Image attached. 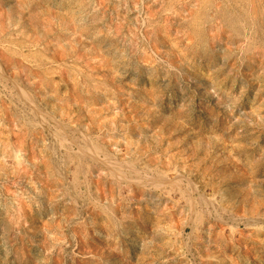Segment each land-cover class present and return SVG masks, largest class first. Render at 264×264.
Here are the masks:
<instances>
[{
  "label": "rangeland",
  "instance_id": "rangeland-1",
  "mask_svg": "<svg viewBox=\"0 0 264 264\" xmlns=\"http://www.w3.org/2000/svg\"><path fill=\"white\" fill-rule=\"evenodd\" d=\"M0 264H264V0H0Z\"/></svg>",
  "mask_w": 264,
  "mask_h": 264
}]
</instances>
